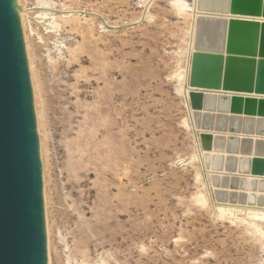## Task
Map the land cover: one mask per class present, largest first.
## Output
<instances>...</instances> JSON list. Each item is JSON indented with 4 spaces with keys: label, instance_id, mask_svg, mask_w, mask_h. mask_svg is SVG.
Returning a JSON list of instances; mask_svg holds the SVG:
<instances>
[{
    "label": "rangeland",
    "instance_id": "obj_1",
    "mask_svg": "<svg viewBox=\"0 0 264 264\" xmlns=\"http://www.w3.org/2000/svg\"><path fill=\"white\" fill-rule=\"evenodd\" d=\"M18 1L31 64L50 264H259L264 239L240 220L242 214L219 218L215 192L208 195L203 181L219 176L222 185L227 182V173L211 167L227 156L214 150L215 137L229 135L215 134L213 124L239 121L231 140L248 142L254 134L241 126L256 119L245 115L241 124V113L224 109V71L235 56L196 45L203 18L231 24L228 12L246 11L251 0H225L219 18L197 10L195 22L171 0ZM183 1L190 7L194 2ZM197 58L219 61L218 100L210 85L193 83ZM183 75L191 88L187 101L179 90ZM199 75L205 77L203 70ZM259 159L264 157L232 155L227 162ZM199 196L208 205H199Z\"/></svg>",
    "mask_w": 264,
    "mask_h": 264
},
{
    "label": "water",
    "instance_id": "obj_2",
    "mask_svg": "<svg viewBox=\"0 0 264 264\" xmlns=\"http://www.w3.org/2000/svg\"><path fill=\"white\" fill-rule=\"evenodd\" d=\"M230 38L235 45L241 41L240 34ZM252 46L246 47L250 59L247 61L243 60L241 51L231 47L228 51L235 57L230 67L245 61L247 75H254ZM236 98H232L231 112L264 115L254 107L247 108L252 102L244 103ZM222 101L224 109L229 111L228 97H223ZM258 110L264 111L263 100ZM229 143L236 145V140ZM244 144L241 149L250 153L251 146ZM236 149L231 147L228 151ZM255 150L254 156L264 157V145L255 144ZM263 163L264 160L259 159L249 164L259 169ZM0 264H48L39 138L16 0H0Z\"/></svg>",
    "mask_w": 264,
    "mask_h": 264
},
{
    "label": "bare ground",
    "instance_id": "obj_3",
    "mask_svg": "<svg viewBox=\"0 0 264 264\" xmlns=\"http://www.w3.org/2000/svg\"><path fill=\"white\" fill-rule=\"evenodd\" d=\"M193 1L194 2L192 3L191 7L189 5H187L183 0H171L170 3L172 5V7H174L178 12H185V11L191 12V20H192V22L193 21L195 22V17L197 16V14L199 12V11L197 12V10H204V11H206L205 13H207V15H209V13H211L212 15H215V16H217V18H219L218 16L222 12L221 9L219 8L220 3L225 2V0H193ZM253 1L254 0H251V2H253ZM216 2L219 3V6H217L218 4L217 5L215 4ZM16 4H17V10H18V14H19V19L21 22V28H23L22 27V25L24 24L23 23V9L21 8L18 0H16ZM249 4H250L249 7L245 6V7H247L246 11H243L242 10L243 8L240 9V8L234 7L233 10L228 12V14L230 13L229 17H232V19H233L232 20L233 25H229V24L225 25V23L221 22V20H219V19L203 18L201 20V22L198 23V27H197L196 45L198 46V49L199 50L201 49L202 51L219 53L223 50H226V49L229 50L231 47H233L236 50H238L239 52L241 51V53L243 54V60L247 61L250 59L248 58L249 53L247 54V48L246 47L247 46L249 47V45H251V44L253 45L252 46L253 48L251 47L253 50L251 53H254L253 58H252L253 63H254V68H255V72L253 73L254 75H252V76L247 75L248 69L246 66L247 63L245 61H243L237 65H234L232 67H229L226 71H224L225 72L224 74H226V76H227V78H226L227 82L225 84L226 86L223 85V87L221 89L225 90L226 92L220 91V93L222 92V93L229 95L228 96L229 111H227L228 114H229L230 109L232 108V105H233L232 104L233 103L232 98H236V97H237L236 101H240L238 98H241V101H243L244 103L247 101L252 102V103H249L246 105L248 109L251 107H254L257 112L264 113V111L258 110L259 102L261 100L264 101V5H259V7H257V6L251 5V3H249ZM253 4H255V3H253ZM222 6H223V4H222ZM224 7H226V6H224ZM237 7H239V6H237ZM230 9H231V7H230ZM175 13H176V11H175ZM225 15H223V16L225 17ZM229 17H227V18H229ZM75 21H74V23H75ZM255 21L257 23H255ZM228 22L229 21H227V23ZM194 24L195 23H193V25ZM254 25H257V26H254ZM237 26H240V27H237ZM83 28L85 29V27H83ZM87 28H88V26H87ZM87 28H86V30H87ZM193 29H194V27H193ZM193 29H192V31H193ZM90 30L91 29L89 28L88 33L90 32ZM85 32L86 31L84 30V33ZM22 33H23L24 44L26 45L25 42L27 40V36H26L27 34H25V33H27V32H22ZM84 33H83V36H84ZM90 34L93 35L92 33H90ZM192 34H193V32H192ZM192 34H191V37H192ZM239 34L241 36V41L237 42L236 45L229 41L230 37L235 38ZM228 35L230 37H228ZM191 37L189 36V38H190L189 40H192ZM230 40H231V38H230ZM187 44H188V42H187ZM189 44L187 46H189ZM189 47L192 48L193 45H191ZM188 50H190V49H188ZM25 51H26V49H25ZM217 63L219 64V61H217V62L213 61V58H205V59L204 58L203 59L197 58V59H195V67L193 68V75H192L193 83L194 84H198V83L205 84L206 83L207 86L210 85L211 91L213 90L212 93L214 91H216L214 89L219 88L217 81L220 78L219 76L221 73L217 69V65H216ZM28 64H29V62H28ZM185 64H187V63H185ZM185 64H184V67H185ZM30 65L28 66L29 68H30ZM189 66H190V64H189ZM201 70H203L205 77H200L199 74H200ZM181 74H183V73H181ZM201 78H203V79H201ZM30 79H32V78L30 77ZM180 79L182 82V86L179 89L180 94H182V97H184L187 101V98H188L187 94L191 88L189 89V88L185 87L184 75H183V77L180 76ZM192 86H195V85H192ZM195 88H197V87H194V89ZM256 92H259V93H256ZM213 94H215L214 96L218 100L220 97L219 93H217V94L213 93ZM188 100H189V98H188ZM244 103H243V106H244ZM234 104H235V102H234ZM235 106H236V104H235ZM186 108L189 110L188 105ZM190 113L192 116V112H190ZM241 116L244 119L241 121V124H243V123H245L244 121L246 120V116L243 113H241ZM259 116L254 117L256 119V122H254L255 124H252V123L248 124L246 122V124H243V126H241L247 132L249 130H251V132H253V134H254V136H252L251 139L249 138L250 141L245 143V144L242 141L241 137L240 138H234V139H236V145L229 143V140L233 139V136H235V132L233 130L236 129L235 127H237V129H238L239 122H235V123L233 122L232 124L227 123L226 125H223L219 121H217L213 124V128H215V130H216L214 132L215 134L229 135V137H225V138L219 137V136L215 137L214 150L219 151V152H225L227 154V156H225V157L223 156L225 158V161L223 164H220L217 161L216 162L213 161L214 163L212 164V167H211V169L218 170V171L223 170L225 173H227V174H224V176H226L225 179L227 180V182H225L224 185H222L221 179L219 176H215L213 179H211V181H210L211 185L209 184V182L205 181V179H203V181H204V184L206 185L208 195L209 194L211 195L212 191L215 192L214 197H215V200L219 204H214V210H215V212L219 218H226V217L232 218L235 216V214H242L244 216V219H240V220L241 221L247 220L249 222L248 225H250V227H252V229L255 231V233L258 235V237L260 239H264V180L262 177V176H264V163H263L261 168L253 169L252 164H249L245 160L240 161V162L238 161V163H235V164H233L231 162H227L228 161L227 158L230 159V157H232V155L235 159L241 158V157H244L247 155H249V157L252 158L253 155H255V151H256L255 150V144H258L259 146L264 145V115L262 114ZM37 119H38V115H37ZM191 119H192V117H191ZM205 123H206V121H205ZM192 124H193V122H192ZM192 124H187V127L190 130L192 129L195 132V128L193 127ZM191 125H192V127H191ZM243 128H242V130H243ZM239 129H241L240 126H239ZM221 130L224 132H221ZM246 131H243V132L245 133ZM243 132L239 131L238 134L242 135L241 133H243ZM194 136H195V134H194ZM242 136L245 137V135H242ZM242 143L244 145L251 146V152L249 154L247 152L244 153L243 150L241 149ZM195 146L197 148L196 149L197 156H198L197 158H200V160H202L201 159L202 152L198 151V144H196ZM231 147L232 148L237 147V149L234 152L235 154L231 155L230 152L228 151ZM218 156L220 157V155H218ZM219 157H217V159H219ZM231 159H233V158H231ZM180 162L183 165V164L187 163V159H185V160L183 159ZM200 162H199V164H200ZM202 172L204 173L203 176L205 178L208 177V175H209L208 172H205V170H202ZM247 173H250V174H247ZM230 175H236L238 178L236 180H233L232 179L233 177H230ZM259 175H262V176H259ZM197 178H199L198 175H197ZM222 187H224L227 190V193H228L227 195H221L220 194V192H221L220 190ZM213 189H215V190H213ZM243 190L245 192H247V195L245 196V198H242L238 195ZM233 191H234V193L237 194L235 197L230 196V193ZM205 198L206 197L203 198L202 196H199V197H197L196 201L199 205L204 207L205 205H208V203H207L208 201ZM210 204L212 207V203H210ZM238 225H242V224L238 223ZM45 228H46V226H45ZM47 234H48V225H47ZM48 246H49V243H48ZM48 250H49V247H48ZM47 260H48V264H50V256L49 255H47ZM259 264H264V259Z\"/></svg>",
    "mask_w": 264,
    "mask_h": 264
}]
</instances>
